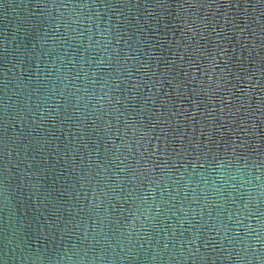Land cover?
<instances>
[{
	"label": "water",
	"instance_id": "water-1",
	"mask_svg": "<svg viewBox=\"0 0 264 264\" xmlns=\"http://www.w3.org/2000/svg\"><path fill=\"white\" fill-rule=\"evenodd\" d=\"M0 264H264V0H0Z\"/></svg>",
	"mask_w": 264,
	"mask_h": 264
}]
</instances>
